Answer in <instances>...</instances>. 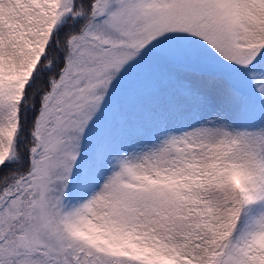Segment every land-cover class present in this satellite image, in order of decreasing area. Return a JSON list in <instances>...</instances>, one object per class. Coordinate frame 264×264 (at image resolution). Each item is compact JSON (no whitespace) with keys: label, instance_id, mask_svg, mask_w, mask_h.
I'll list each match as a JSON object with an SVG mask.
<instances>
[{"label":"snow or ice","instance_id":"6c2138e0","mask_svg":"<svg viewBox=\"0 0 264 264\" xmlns=\"http://www.w3.org/2000/svg\"><path fill=\"white\" fill-rule=\"evenodd\" d=\"M0 264H264V0H0Z\"/></svg>","mask_w":264,"mask_h":264}]
</instances>
